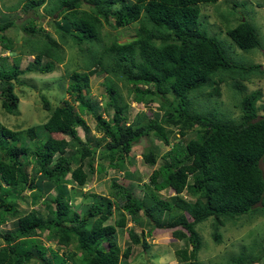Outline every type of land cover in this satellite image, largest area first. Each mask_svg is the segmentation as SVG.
I'll return each instance as SVG.
<instances>
[{"label":"trees","instance_id":"trees-1","mask_svg":"<svg viewBox=\"0 0 264 264\" xmlns=\"http://www.w3.org/2000/svg\"><path fill=\"white\" fill-rule=\"evenodd\" d=\"M218 1L26 0L23 9L48 2V13L56 17L47 23L51 33L33 17L17 26L24 36L16 54L31 56L32 61L20 70L17 60L14 66L6 67L1 59L0 108L5 114L14 113L18 105L14 85L35 89L33 81L19 78L27 73L51 74L56 65L64 63L63 50L68 47L75 49L78 59L75 69L65 74L64 89L77 109L72 111L67 101L51 108L42 93L39 100L47 117L40 125L10 130L0 124V224L16 219L13 230L0 232V264H119V257L125 259L129 253L128 247L120 253L116 245V229L125 228V216L134 223L142 218L149 227L147 235L151 230H169L172 239L189 245L174 251L176 260L201 264L197 258L201 246L197 224L209 219L211 237L219 242L216 230L224 224L264 218V103L255 105L260 98L258 91L242 95L244 83L261 76L264 68L244 63L230 50V45L242 52L260 48L259 35L242 17L228 26L233 11L219 14L230 44L209 33L200 19V5ZM132 24L136 28L131 40L103 43L100 31L104 26L122 29ZM10 28H16L14 21L0 23V48L13 54L17 51L13 38L6 34ZM94 74L105 76L106 117L89 111L81 93L87 92ZM115 80L129 86L133 102L147 106L157 101L162 115L146 119L141 113L124 125L127 109L116 96ZM57 84L63 88L59 81ZM222 86L232 92L234 100L240 97L233 105L239 111L237 119L215 105L198 101L217 99ZM85 109L91 112L94 131L105 142L101 148L78 143L79 151L64 157L69 145L53 135L75 137L78 127L87 131L80 114ZM150 135L165 146L170 137L176 142L166 153L167 160L152 170L142 198L113 184L115 196L123 193L120 206L105 199L89 205L79 217L70 206L72 189L65 190L72 183L83 186L82 166L79 163L71 168L72 157L81 162L99 150L100 170L104 163L106 168L119 169L137 140ZM140 156L149 168L155 164L150 150ZM29 160L36 168L30 178L25 172ZM26 189L27 197L21 195ZM167 190L172 196L161 198L160 192ZM183 193L188 199L181 196ZM40 199L43 214L35 209H16L12 204L17 200L32 207ZM111 215L116 217L113 224L103 225ZM164 215L168 217L163 224ZM44 233L56 248L41 243ZM252 241L251 245H256L257 241ZM133 242L143 251L147 249L143 238ZM260 260H264V246L254 258L239 250L230 264Z\"/></svg>","mask_w":264,"mask_h":264},{"label":"rangeland","instance_id":"rangeland-1","mask_svg":"<svg viewBox=\"0 0 264 264\" xmlns=\"http://www.w3.org/2000/svg\"><path fill=\"white\" fill-rule=\"evenodd\" d=\"M26 0H0V23L5 21H14L16 28H10L6 31V34L10 38H13V47L17 51L14 53H8L0 48V64L1 59L6 67L14 66L13 62L18 61L17 67L23 70L28 64L31 63V56H17L18 49L22 42L24 34L20 30L19 24H21L27 17H33L37 24H40L42 29L46 32H50L47 23L51 18L56 17L53 12L48 13L50 4L44 2L34 9H23V4ZM241 3L240 5H238ZM22 6V7H21ZM232 16L228 20V26L236 24V20L240 17L246 19L247 22L254 25L256 28L259 40L260 48L253 49L248 52H242L241 50L230 45L231 52L235 55V58L242 59L246 64H259L261 69L264 68V0H219L214 4L200 5V19L204 20L207 31L211 34L217 35L220 40H225L230 44L229 40L224 36L225 25L221 21L219 14L231 12ZM243 15V16H241ZM111 21V20H110ZM25 23V22H24ZM23 23V24H24ZM136 24H132L122 29H112L108 26H104L100 34L103 38V43H107L109 39H114L118 43H124L131 40L134 37V31ZM51 33V32H50ZM53 34V33H52ZM64 63L56 65L54 71L51 74L39 75L37 73H27L21 76L22 80L29 79L33 81L35 89H29L26 86L14 85V92L18 97V105L16 111L12 114H5L0 108V124L7 127L10 130H15L17 126L27 127L30 125H40L41 122L47 117L41 108L39 95L44 93V97L47 99L50 107H61L63 101H67L70 104L72 111L76 112L77 103L72 101V98L65 92L66 76L65 74L75 69V62L78 56L75 53V49L65 47L64 50ZM1 70V69H0ZM63 88H60L57 84ZM104 81L105 76L103 74H94L89 78L88 90L81 91L84 96V100L89 107V111L101 113L103 117H106L104 112L105 103L107 102V95L104 94ZM47 83V84H45ZM116 96L121 101V104H125V122L124 125L134 121L136 115L143 113L146 119H153L156 115L157 118L162 115V111L158 110L159 103H149L147 106L135 103L131 100V94L128 93L129 86L121 81L115 80ZM245 90L242 95H248L249 93L258 91L260 93L259 101L256 102V106L264 103V70L261 76L253 77L249 83H244ZM46 87L48 90H45ZM222 92L217 99L198 100L204 102L206 105L216 106L217 110L222 112H229V117L237 119L239 117L238 109L233 107L237 104L239 96L236 100L233 98V94L230 90L222 86ZM200 97H197L199 99ZM91 109V110H90ZM91 112L84 110L81 114L83 123L87 129L84 131L82 128H75V137L53 135L54 138H64L67 141V146L64 153V157L71 156L75 152L79 151L78 143L87 142L92 147L101 148L105 139L100 134L94 131V120L91 116ZM262 112L258 113L261 115ZM143 120V122L146 121ZM175 138H178L177 132ZM174 138V139H175ZM170 137L169 145L165 146L153 136L142 137L132 146L130 152L127 155V160L121 164L119 169L106 168L105 163L102 170L99 169V156L100 151L96 150L91 157H87L81 162L76 156L72 157L70 167L81 164L83 172V186L77 187L74 183L65 186V190H71V196L73 199L70 201V206L79 217H81L86 211L87 207L94 202L102 203L105 199L112 201L114 205L120 206L123 200V193L115 196V188L113 184L119 185L125 188L132 196L141 199L144 193L145 187L149 184V177L152 170L162 165L166 160V153L170 146L176 141ZM150 150L155 158V164L149 168L143 164L141 160V154ZM36 168L34 164L29 160L25 163V172L30 178L33 176ZM66 178L69 177L66 175ZM150 185V184H149ZM17 193V190L14 191ZM50 194H54L53 190H50ZM21 195L27 197L29 195L28 190H23ZM161 198L171 197L172 194L169 190L160 192ZM184 199H188L185 193L181 194ZM30 207L24 202L13 200L12 204L16 209H24L29 211L35 209L43 214V207L41 201ZM126 217V226L124 229H116V245L120 253L129 248L127 258L119 257V264H181L174 255L176 249L187 248L189 245L186 241H176L172 239L169 230H151L150 235L145 234L146 230H149L147 223L138 218L139 222L134 223L128 216ZM168 215L163 216L162 223L164 224ZM115 215H111L103 225H112L115 220ZM16 219L9 218L4 223L0 224V232L13 230L16 224ZM195 231L198 235L201 246L197 252L198 261L201 264H230V258L235 255L239 250H244L250 253V257H256L261 246H264V218H255L251 221L240 219L235 224L226 223L223 227L217 228V232L220 235L219 242H215L211 235L213 233V227H211V221L208 219L205 222L197 224ZM133 235V240L131 235ZM45 233L41 236V243L45 247L52 249L56 248L55 243L45 239ZM143 238L147 244V249L142 250L139 245H135L133 241L135 239ZM256 240V245L251 243L252 240ZM0 241V245H1ZM105 247V244H101ZM68 250L72 251L73 247ZM60 253V251H59ZM47 255V253H46ZM79 257V254L76 255ZM255 264H264V260H260Z\"/></svg>","mask_w":264,"mask_h":264}]
</instances>
